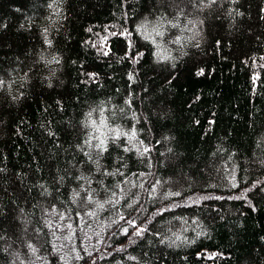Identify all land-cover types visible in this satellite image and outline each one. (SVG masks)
I'll return each instance as SVG.
<instances>
[{
	"label": "snow or ice",
	"instance_id": "1",
	"mask_svg": "<svg viewBox=\"0 0 264 264\" xmlns=\"http://www.w3.org/2000/svg\"><path fill=\"white\" fill-rule=\"evenodd\" d=\"M70 4L0 0V51H5L0 58V137L25 136V129L39 132L27 137L33 148L23 165L0 151V264H168L166 249L196 244L209 234L207 226L201 228L200 214L214 210V218L226 211L217 201L242 200L256 211L264 203V122L249 124L259 153L241 157V163L239 149L225 147L231 131L204 158L188 156L167 126L171 113L151 79L172 84L180 64L195 67L199 53L220 51L225 43L230 47L244 31L256 44L243 60L252 68L250 90L256 95L264 85V0L255 5V14L246 0H143L139 11L129 0H118L120 19L101 26L103 34L88 25L84 31L91 35L79 44L97 60L124 66L123 89L99 102L68 92V101L58 96L55 108L41 102L44 118L35 127L23 117L13 122L12 110L37 89H67L62 77L70 78V65L82 77L78 87L92 86L94 92L103 86L105 77L85 71V61L68 46L73 39L67 30ZM13 27L30 37L23 47L14 49L3 39ZM145 60L152 65L151 77L142 70ZM204 72L197 67L195 74ZM68 103L73 105L70 116ZM208 123L205 134L215 113ZM251 165H258L259 178L247 175ZM237 172L246 175L238 178ZM213 178L225 189L239 188V195H208L202 189ZM194 207L195 214H175ZM203 254L224 255L195 252Z\"/></svg>",
	"mask_w": 264,
	"mask_h": 264
},
{
	"label": "trees",
	"instance_id": "2",
	"mask_svg": "<svg viewBox=\"0 0 264 264\" xmlns=\"http://www.w3.org/2000/svg\"><path fill=\"white\" fill-rule=\"evenodd\" d=\"M142 2L143 0H129L132 9L136 11H139V5ZM246 3L254 6L252 11L255 14V5L259 3V0H246ZM70 8L72 17L67 30L73 39L68 46L75 55L85 61V71H98L101 76L105 77L103 86L95 88L94 92L92 86L85 88L80 85L78 87L79 79L82 77H78L77 67L70 65L68 67L70 78L62 77L68 84L67 89L56 88L44 91L37 89L36 93L30 95L18 109L12 110L13 122L23 117L31 121L35 127L37 122L44 118L40 111L41 102L46 101L55 108V100L58 96L68 101V92L79 95L90 102H99L106 96L113 95L114 89H123L126 79L123 75L124 66L113 60H109L107 64L102 60H97L87 48L79 44L82 38L91 35L84 31L88 25H93L95 32L103 34L101 26L120 19L118 0H71ZM95 38L93 36V39ZM3 39L12 44L15 49L17 45L23 47L30 37L27 34H17L13 27ZM118 50L119 45L116 46L114 52ZM250 50H256L255 41L241 31L232 40L230 47L225 43L220 51L199 53L196 58L200 62L195 67L191 62L180 64V73L173 79L172 84H163L160 77L151 79L156 93L165 97V103L172 117L167 121V126L173 129V134L178 138L180 150L186 155L196 159L204 158L206 151L229 131L231 135L225 147L233 145L239 149L240 157L237 158V163H241V157L247 159L253 155V152L259 153L254 143L255 134L249 124L254 120L256 126L259 127L264 122V114H262L264 113V85L258 88L256 95H252L250 90L252 68L243 63L245 54L250 55ZM173 54L175 55V52ZM4 55L5 51H0V58ZM8 55L13 54L8 53ZM151 67L152 65L145 60L142 65L145 77H151ZM197 67L205 69L203 75L195 74ZM135 91L139 93V88ZM196 95H199L200 99L193 101L192 98ZM72 111L73 105L68 103L67 114L70 116ZM213 113H215V123L205 134L204 130L209 127L208 118ZM56 119L58 120L59 117ZM196 119L200 120L199 125L192 123ZM25 133V136H12L10 139L0 137V151H6L10 161L14 164L23 165L31 156L28 149L33 148V144L28 141L27 137L39 136V132L33 129H25ZM214 162L218 163V161ZM220 167L225 171L231 170L226 165H220ZM243 167L249 168V164L244 163ZM236 175L242 178L246 173L237 172ZM247 175L250 179L259 178L261 173L258 171V165H251ZM216 176L217 174L214 173V177ZM222 183L217 178H213L210 180V186L202 190L208 195H239V188L225 189ZM240 186H244L243 179H241ZM200 190L197 189V191ZM173 199H178V197H173ZM208 203L204 202L205 209ZM216 203L226 211L219 212L214 218V210L213 212L205 210L200 214L201 219L204 220L201 228L207 226L209 234L198 240L196 244L181 249H166L170 252L167 257L168 264H264V239H261L264 237V203L258 205L256 211H252L242 200H225ZM195 207L193 212L184 213L175 210V214H195ZM220 216L224 219H220ZM191 231L192 229L188 230L189 233ZM201 250L204 253L216 252L224 253V255L196 256L195 252ZM184 257L187 259H183Z\"/></svg>",
	"mask_w": 264,
	"mask_h": 264
}]
</instances>
